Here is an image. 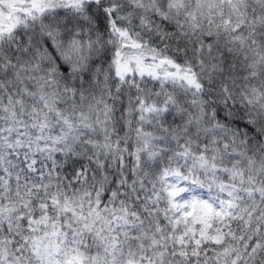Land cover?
I'll return each instance as SVG.
<instances>
[{
    "label": "snow or ice",
    "instance_id": "1",
    "mask_svg": "<svg viewBox=\"0 0 264 264\" xmlns=\"http://www.w3.org/2000/svg\"><path fill=\"white\" fill-rule=\"evenodd\" d=\"M0 264H264V0H0Z\"/></svg>",
    "mask_w": 264,
    "mask_h": 264
}]
</instances>
